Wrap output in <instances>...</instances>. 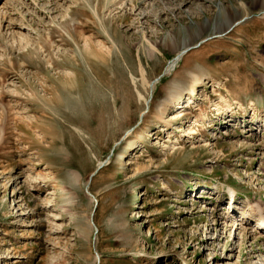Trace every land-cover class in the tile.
Listing matches in <instances>:
<instances>
[{"label":"rangeland","instance_id":"1","mask_svg":"<svg viewBox=\"0 0 264 264\" xmlns=\"http://www.w3.org/2000/svg\"><path fill=\"white\" fill-rule=\"evenodd\" d=\"M20 2L32 46L0 26V264H264L221 198L264 204L263 0Z\"/></svg>","mask_w":264,"mask_h":264},{"label":"bare ground","instance_id":"2","mask_svg":"<svg viewBox=\"0 0 264 264\" xmlns=\"http://www.w3.org/2000/svg\"><path fill=\"white\" fill-rule=\"evenodd\" d=\"M4 1V0H3ZM2 1V2H3ZM28 1V0H27ZM34 1V0H33ZM36 1V0H35ZM15 2L14 5L15 7H17V9H20V4H16L20 1H17V0H6V2L3 4L0 3V26L2 27L3 31H4V35L5 36H8L9 38H15L16 37V40L12 42V45H16V46H19V45H22L23 42L25 43L26 38L27 37H24L21 32L24 31L25 29L27 30L28 28L25 27V24H21L17 22V20L14 19V14L11 12L12 9H10V7L8 6L9 3H13ZM22 2V1H21ZM20 2V3H21ZM32 2V1H31ZM34 3V2H33ZM26 4L25 0H23V2L21 3V8L22 7H25L24 5ZM38 4V3H37ZM37 4L34 3V5H36V8H37ZM136 5V4H135ZM263 7H264V0H263V3H262ZM33 6V5H32ZM34 8V7H33ZM27 9V8H26ZM38 10V9H37ZM35 10V11H37ZM42 10V8H41ZM29 11V10H28ZM27 11V12H28ZM49 11V10H48ZM23 12V11H22ZM30 12V11H29ZM39 12V11H37ZM42 12V11H41ZM46 12V11H45ZM133 12V11H132ZM227 13V12H226ZM130 14H133L131 13L130 11ZM140 14V13H139ZM147 13H142L139 15V17L142 19H147L148 18V14L146 15ZM31 15V14H30ZM138 15V14H137ZM19 17V16H18ZM230 18V17H229ZM139 19V18H138ZM229 22V20H228ZM227 22V23H228ZM231 22V21H230ZM233 22V21H232ZM225 23V24H227ZM221 26V25H220ZM230 27V26H228ZM228 27L226 28L225 25L223 26V31H227ZM219 28V26H218ZM222 28V27H221ZM218 30V29H217ZM29 31V30H28ZM222 33V32H221ZM11 36V37H10ZM176 37H174L173 39H170L169 41V45H170V48L172 49H175L176 51V55L173 59V62H172V65L174 66L178 60L186 53L187 51V48L190 46V43L191 41H187V40H184L183 42H179L177 39H175ZM193 38V37H192ZM195 38V37H194ZM163 42V41H162ZM162 42H159L160 44ZM179 42V44H178ZM31 41H27L26 42V46H32V44H30ZM120 43V41L118 42ZM165 43V42H164ZM86 50H88L87 54L90 55V56H94V57H101L102 56V53L104 51V49H106L105 45H102L101 43H97V44H94V45H91V44H87L86 42ZM119 45V44H118ZM20 47V46H19ZM23 47V46H22ZM16 48V47H15ZM25 48V46L23 47ZM20 49V48H19ZM155 52V50H154ZM142 72H145L142 70ZM133 76V75H132ZM131 76V77H132ZM134 80V79H133ZM158 83V80L152 82V83H149L148 82V87H149V92L150 93H153V90H154V87L155 85ZM198 87L197 84H195L192 88L193 90H195V88ZM198 91V90H197ZM138 92V95L139 97L142 99H145V97H143V95L137 90ZM195 92V91H194ZM169 99V97H167ZM148 102V100L146 99V103ZM230 104V103H229ZM238 105V107H243V104L242 102L238 101L236 103ZM252 105H254V103H252ZM230 106V105H228ZM231 109V107H230ZM251 109H254V108H251ZM256 110V109H255ZM263 113V112H262ZM262 117L260 116L259 118H253L251 119V121H247V123L249 122V124L251 125L250 126V131L252 130H255L257 127H260V126H264V118L261 119ZM248 128H245V133L247 131ZM249 130V129H248ZM249 135V134H248ZM246 136L245 135H240L239 138H244ZM258 141V140H257ZM261 143H259L260 145ZM231 193L236 195V196H239V193L238 191H236V189H232L230 188V193H228L229 196H231ZM225 197V192H223L221 194V198L224 199ZM247 199V198H246ZM229 204H231V201H230V198L228 199L227 201ZM227 203V204H228ZM237 208V207H236ZM243 212V217H242V223H239V224H236L234 225L236 230L240 231L242 230L243 232H248V234L250 235H253L255 234L254 236H258L259 238V241L262 240V242L264 243V204H259V203H247V204H243V208L241 210ZM235 213V212H234ZM227 217H224V220L223 218L221 220H223V225L224 226H227L229 225V223H231V220H230V217H231V213H227ZM237 221V220H236ZM248 222H251L252 224H254V226H251L249 225ZM222 225V223H221ZM233 226V227H234ZM224 229V227H223ZM233 249V248H232ZM261 252H264V251H261ZM235 253V252H234ZM233 255V254H232ZM234 257V256H233ZM263 259V258H262Z\"/></svg>","mask_w":264,"mask_h":264}]
</instances>
